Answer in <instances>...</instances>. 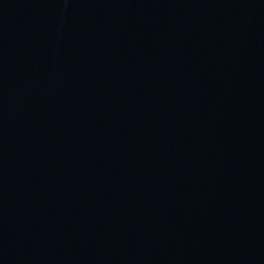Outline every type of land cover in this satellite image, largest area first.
Returning a JSON list of instances; mask_svg holds the SVG:
<instances>
[{
    "label": "water",
    "instance_id": "95a60500",
    "mask_svg": "<svg viewBox=\"0 0 264 264\" xmlns=\"http://www.w3.org/2000/svg\"><path fill=\"white\" fill-rule=\"evenodd\" d=\"M0 264H264V0H0Z\"/></svg>",
    "mask_w": 264,
    "mask_h": 264
}]
</instances>
